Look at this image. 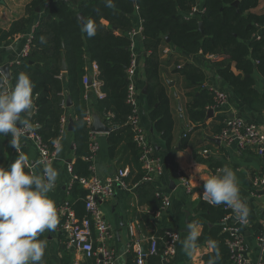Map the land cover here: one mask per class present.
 I'll list each match as a JSON object with an SVG mask.
<instances>
[{"label": "trees", "instance_id": "16d2710c", "mask_svg": "<svg viewBox=\"0 0 264 264\" xmlns=\"http://www.w3.org/2000/svg\"><path fill=\"white\" fill-rule=\"evenodd\" d=\"M237 2L236 6L233 4ZM264 0H204L203 13L189 17L195 0H113L114 7H106V0H32L25 8L24 16L14 21L9 30H0V46L9 44L15 35L27 31L36 9H42L32 30L27 54L23 61L10 69L7 87L15 85L20 73L30 76L35 87V108L29 121L37 127L35 134L47 151L55 149V141L61 136V119L68 113L73 122L72 141L75 162L71 165L73 180L68 190V202L76 217H89L85 210L86 190L79 182L91 175L92 163L85 160L89 155L92 133L86 117L89 114L83 78L91 64L97 66L96 78L101 83L104 98L97 99V111L110 128L107 133L108 155L121 167L128 166L126 183L135 187L140 205H146L153 214L161 212L162 201L155 196L154 182L145 180L146 171L140 160L141 150L134 141V132L128 124L132 113L127 103L129 79L127 70L131 61L129 33L133 30L132 16L137 13L141 20L142 47L144 51L142 76L147 86L145 105L147 116L155 133L164 142L167 153L174 152V119L170 110L167 87L160 79L161 56L164 47L186 55L213 56L217 75L232 90L234 96L253 112L264 109V33L255 35L264 27V13L254 10ZM82 15L83 20L79 18ZM92 20L97 33L89 38L82 31V24ZM203 31H199V23ZM121 31V33H119ZM46 42L41 44L40 37ZM168 39V41H166ZM169 57L168 53L166 54ZM65 61L66 72L62 71ZM238 74H234L231 66ZM188 88V119L205 123L206 112L215 107L214 95L203 87L204 71L185 62L174 69ZM261 78V89L256 88L254 76ZM70 107L65 108L66 98ZM213 127V134L222 129V119ZM10 137L0 136V166L7 169L20 155L9 146ZM182 137L179 149L188 146ZM155 149V147H154ZM156 150V149H155ZM209 167L216 176H222V164L211 161ZM26 172L31 173L29 168ZM226 205H212L202 200L196 207L200 217L195 223L203 227L200 241H216L219 259L217 264H231L227 242L230 233L220 226ZM157 253L147 255L144 264H162V242L165 233L159 232ZM42 239V235L39 237ZM148 252L149 242L144 246ZM216 252L203 256V264H209ZM136 254L129 253V264H135ZM46 264V252L43 260Z\"/></svg>", "mask_w": 264, "mask_h": 264}, {"label": "crops", "instance_id": "0c3cea01", "mask_svg": "<svg viewBox=\"0 0 264 264\" xmlns=\"http://www.w3.org/2000/svg\"><path fill=\"white\" fill-rule=\"evenodd\" d=\"M32 0H0V30H9L11 24L24 16L26 6ZM203 1L196 4L197 13L200 16L203 11ZM255 13H264V2H260L254 10ZM42 14V9L32 17L31 25L27 31L14 36L13 40L0 46V68L4 65L10 69L14 64L23 61L25 57L21 54L24 50L28 35ZM133 29L138 31L131 41L133 53L137 57V72L132 82L135 87V99L137 104V116L140 129L145 138L151 144L152 155L157 157L161 166L162 174L155 181L157 190L167 197L168 205L159 213L153 214L146 205H140L135 187L127 185L126 188H117L112 197L98 203L102 217H104L109 227L110 237L106 240L105 248L114 253V264H129V253L132 249H141L152 237H156L159 232H177L179 240L175 248V255L169 264H203V256L212 252L207 241L197 242L198 247L192 255L186 254L182 241L187 238V225L195 224V220L200 217L196 207L203 192L202 185L213 176L209 167L212 160L222 164L223 173L225 170L232 171L239 183L240 196L246 202L249 209L248 223L241 227V232L245 238V256L250 261H256L259 255L257 237L263 230L264 216V194L253 186V179L264 173V161L257 156L253 149L240 150L235 144L217 145L208 138L219 139L217 134H213V127L227 118L241 117L247 122L253 123L261 134H264V109L253 112L244 106L233 94L231 88L217 75L213 62V56L186 55L169 47H164L161 56L160 79L167 87L170 110L174 119L173 146L174 152L167 153L164 142L155 133L153 125L147 116V106L145 105V95L142 91L144 79L142 76L143 56L142 47V27L139 15L132 16ZM261 33V30L258 34ZM130 39V38H129ZM168 53L169 57L166 56ZM192 63L200 67L205 74L203 87L214 93H222L225 96L224 103L213 108V116L205 118V123H192L188 119L187 106L190 101L189 93L191 88L185 84L180 75L174 69L184 64ZM91 69V68H89ZM234 74H238L234 66H231ZM1 73V72H0ZM256 88L261 89V78L254 76ZM10 80V79H9ZM8 80V82H9ZM89 114L86 120L97 116L106 126L103 118L98 114L97 97L93 89H86V98ZM67 109V107H65ZM210 110V109H208ZM33 113V110H32ZM31 113V114H32ZM67 113L64 118V129L58 141L61 144V151L56 152L55 158L47 163L55 168L59 175L54 188L48 193L50 199L55 202L57 213L58 207L63 202H68V190L73 180L70 166L75 162L73 155L72 132L67 130V123L70 116ZM31 115H21L22 119H30ZM91 126V125H90ZM92 133V132H91ZM182 137H187L188 146L180 150L179 144ZM107 133H92L91 142L98 145V150L92 160L91 175L104 181L112 176L118 169H125L129 173V167H121L115 160H110L108 155ZM21 154H26L30 159L32 174L43 175V169L47 164L41 162L39 147L36 142L25 136L22 138ZM155 147V149H154ZM178 148V149H177ZM71 161L70 163L68 161ZM186 177L192 191L187 193L181 184L180 177ZM127 179V177L125 178ZM128 180V179H127ZM126 182V180H125ZM131 180L126 184H130ZM198 185H201L198 187ZM59 223L55 231H45L42 239L47 240L46 264H100L101 258H85L77 249L75 244L69 243L66 234ZM198 230L202 234L203 227L198 225ZM200 234V236H201ZM199 236V237H200ZM97 247V246H96ZM264 260V254H263Z\"/></svg>", "mask_w": 264, "mask_h": 264}, {"label": "clouds", "instance_id": "9594fccd", "mask_svg": "<svg viewBox=\"0 0 264 264\" xmlns=\"http://www.w3.org/2000/svg\"><path fill=\"white\" fill-rule=\"evenodd\" d=\"M114 6L113 0H106V7ZM82 31L89 38L94 37L97 25L88 20L82 24ZM45 42V37H40V43ZM7 84V76L0 73V136H9V146L19 152L22 138L35 130L28 119L21 118L22 114L31 115L35 108L32 98L35 85L23 72L14 86ZM54 143L59 153L62 146L59 141ZM30 163L29 157L21 154L7 169L0 166V264H43L47 240L39 237L45 231H55L59 223L55 202L48 196L59 173L51 164L44 167L42 176L26 172ZM202 187L212 205L224 204L234 210L241 223L247 222L249 209L240 196L239 183L232 171L209 177ZM198 228L195 224L187 225L188 235L182 246L189 256L198 247L201 234ZM208 244L217 253L209 264H217L218 244L213 240Z\"/></svg>", "mask_w": 264, "mask_h": 264}, {"label": "built area", "instance_id": "2783aa9c", "mask_svg": "<svg viewBox=\"0 0 264 264\" xmlns=\"http://www.w3.org/2000/svg\"><path fill=\"white\" fill-rule=\"evenodd\" d=\"M195 1L197 4L199 0ZM202 12L203 11H201V13ZM196 13L197 7L194 6L189 13V17H193ZM260 30L261 33H264V27ZM137 33L138 31L134 29L129 33L131 61L127 70L129 84L127 87L126 101L131 106L132 113L128 118V124L134 132V141L141 150L140 160L142 168L146 171L145 180L155 183V181H157V179L161 176L162 170L158 158L152 155L153 148L151 144L147 141V138H145V135L138 124L135 87L132 82V79L136 75L138 65L137 57L133 53V44L131 39L137 35ZM261 33L256 34L255 38L259 39ZM30 39L31 34L28 35L24 50L21 54L22 57H25L27 54ZM90 68L89 73H86L83 78V84L85 89H93L97 99H102L105 94L101 91V83L96 78L97 66L95 64H91ZM224 100V94L214 93V108L218 105H222ZM61 123L63 126L64 123H66V119L64 117L61 119ZM87 123L90 127V119L87 120ZM26 136L32 138L38 145L42 163L47 164L55 158L56 146L52 152L47 151L45 147L42 146L39 137L35 134V130L27 132ZM218 138L221 143L226 146L235 144L240 150H245L247 148L253 149L257 156L264 161V134L259 132L255 124L247 122L241 117L227 118L223 121V127L218 135ZM97 150L98 145L96 142L92 141L89 146V155L85 157V160L92 163ZM92 170L93 168L91 165L90 171ZM220 172L221 170H217V173ZM127 176L128 173L125 169H118L112 176L108 177L104 181L99 180L93 175H90L87 178L79 179L80 184L86 190L85 210L89 214V217H84L83 219L76 217L69 202H63L58 207L61 229L66 234L68 242L75 244L77 249L85 256V258H96L98 256L101 258L100 264H114V253L105 248L106 240L110 237L109 227L104 217L101 215L98 203L112 197L116 187L123 189L126 188L127 184L125 182V178ZM180 181L186 192L191 193L192 188L189 180L186 177L181 176ZM253 186L258 188L259 191L264 194V173L253 179ZM155 196L162 201V211L169 204L168 199L162 195L157 188ZM200 200L211 204L209 202L210 198L204 192L201 193ZM224 209L228 211V213L225 215L220 224H222L221 227H224L223 231L230 233V239L227 242V245L230 253L231 264H264V216L263 230L260 232L256 240L260 252L256 261H250L245 256V238L241 232V227L248 223V217L246 223H241L238 215L232 208L225 206ZM159 213L160 211L157 214ZM165 236L166 239L162 242L161 258L162 264H169L175 255V248L177 241L179 240V233L168 232L165 233ZM156 253L157 239L152 237L149 240V249L147 253L142 255L140 249L137 248L135 250V264H144L147 255H153Z\"/></svg>", "mask_w": 264, "mask_h": 264}, {"label": "water", "instance_id": "95a60500", "mask_svg": "<svg viewBox=\"0 0 264 264\" xmlns=\"http://www.w3.org/2000/svg\"><path fill=\"white\" fill-rule=\"evenodd\" d=\"M132 1L135 2V0H132ZM236 5H237V2H235V3L233 4V6H236ZM36 11L38 12L39 9H36ZM79 18L81 19V21L83 20V17H82L81 14H79ZM198 29H199L200 32L203 31V26H202V23H201V22L199 23V28H198ZM119 33H121V31H119ZM166 41H168V39H166ZM62 71H63V73L66 72V64H65V61H63V63H62ZM0 72H1L2 74H5V75L7 76V78H8V80L10 79V77H9V66H8V65H4V66H2V67L0 68ZM146 89H147V86L145 85L144 88H143V91H142L143 95H146ZM65 106H66L67 108L70 107V98H69V97L66 98ZM212 116H213V110H212V109L207 110V112H206V119H209V118H211ZM34 129L36 130L37 127H35ZM67 130H68L69 132H72V131H73V122H72V119H71V118L68 119ZM90 131H91L92 133H108V132L110 131V128L107 127V126H105V125L100 121V119H99L97 116H94L93 119H92L91 126H90ZM208 140L211 141V142L216 143L217 145H220V144H221V141H220L219 139L208 138ZM177 149H178V148H177ZM68 162L70 163L71 161L69 160ZM188 225H189V223H188ZM220 226H222V224H220ZM140 251H141V254H142V255L145 254V249H144L143 246H141Z\"/></svg>", "mask_w": 264, "mask_h": 264}]
</instances>
